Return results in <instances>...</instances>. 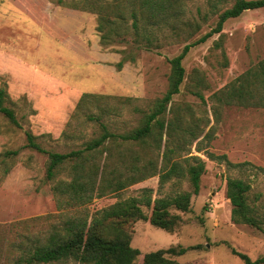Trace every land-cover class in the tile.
<instances>
[{"label":"rangeland","instance_id":"1","mask_svg":"<svg viewBox=\"0 0 264 264\" xmlns=\"http://www.w3.org/2000/svg\"><path fill=\"white\" fill-rule=\"evenodd\" d=\"M81 1L0 0V87L6 88L21 123V128L16 127L0 114V264H9L7 255L12 244L27 241L26 237L34 241L60 220L53 187L60 180H71V164L62 168L55 180L47 178L49 158L24 148L26 131L48 150L68 153L83 149L85 142L101 134L99 125L87 119L98 109L91 107L75 113L84 94L132 98L120 114L104 121L119 135L137 128L142 114L135 108L148 112L168 90L170 60L181 54L188 43L211 32L220 14L235 4V0H184L186 16L199 21L200 31L181 42L165 31L160 36L163 47L148 50L135 42L133 29L111 45L102 44L98 14L75 7ZM101 1L111 4L114 0ZM120 21L117 19L116 23ZM131 24L128 17L123 26L130 28ZM218 41L222 49L216 47ZM263 59L264 9L247 11L227 21L221 34L193 47L185 58L186 78L173 103L190 104L197 116L208 118L209 125L189 147L190 152H184L179 160L197 156L205 162L206 171L190 211L171 209V213L182 217L174 232L146 220L134 224L131 246L141 251L135 264H143L147 253L172 247L189 249L183 256L167 255L181 264H245L233 254V249L252 260L264 257V233L248 225L234 224L232 204L227 197L228 178L243 179L251 184L250 202L264 214V109L226 107L218 122L211 102L214 93ZM123 60V67L119 68ZM196 71L205 78V104L190 92ZM210 131L214 133L213 139L199 145ZM131 145L120 144L111 150L114 154L134 152L141 163L153 158L158 171L161 170L166 138L160 150ZM198 146L201 152L197 151ZM18 149L20 154L15 159L4 158L6 151ZM106 154L100 153L97 160L104 162ZM223 156L227 161L221 159ZM228 162L243 165L234 167ZM7 167L11 168L9 173ZM122 170L126 176V170ZM143 188L153 189V199L192 190L187 180L171 179L160 186L158 174L123 191L95 196L78 213L86 211L90 224L100 211L119 201L140 197ZM143 209L150 217L152 209Z\"/></svg>","mask_w":264,"mask_h":264},{"label":"trees","instance_id":"2","mask_svg":"<svg viewBox=\"0 0 264 264\" xmlns=\"http://www.w3.org/2000/svg\"><path fill=\"white\" fill-rule=\"evenodd\" d=\"M75 7L98 14V30L102 44L106 46L122 38L128 29L134 30L135 42L148 50L163 47L160 36L165 31L170 32L171 38L181 42L192 39L201 29L198 20L186 16L184 0H114L111 4H104L101 0H82ZM126 7L131 10H126ZM259 9H264V0H235L231 8L220 14L216 27L211 32L188 43L181 54L171 59L168 90L162 98L156 100L148 112L143 113L135 108L142 114L141 125L137 128L119 135L104 121L106 117L120 114L124 105L130 103L132 98L84 94L75 113L90 110L91 107L98 109L96 114H89L87 119L99 125L101 134L85 142L83 149L68 153L48 150L37 142L36 136L26 131L24 148L45 154L49 158L47 178L55 180L60 170L71 164V180H60L53 187L61 212L60 220L34 241L26 237L27 241L20 240L12 244L7 255L9 264H53L68 261L79 264H135L141 255L139 249L131 246L134 224L137 221H149L151 225L168 232H174L179 227L182 217L171 213V209L190 211L192 198L200 193L201 178L206 171L205 162L197 156L187 157L186 161L179 158L184 152H190L189 147L201 138L205 127L209 125L208 118L197 116L190 104L173 103L186 78L183 62L193 47L206 42L214 34H221L227 21L239 18L247 11ZM128 17L132 19L130 28L123 26ZM117 19L121 20L120 23H116ZM216 47L222 49L220 41L216 42ZM124 63L125 60L119 62V68ZM224 65L228 66L226 58ZM198 72L196 71L190 92L205 104L206 99L202 92L206 82ZM113 101L118 103H111ZM211 102L214 118L218 122L226 107L264 109V59L214 93ZM0 114L21 128L18 114L10 105L9 94L3 87H0ZM64 135L70 138L67 133ZM213 137V131L208 132L199 145ZM165 138L163 167L160 171L153 158L141 163L138 154L134 152L114 154L111 150V147L120 144H138L160 150ZM119 139L122 142H118ZM197 151L201 152L202 148L198 146ZM102 152L107 154L104 162H99L97 158ZM19 154L20 149L9 150L3 156L13 160ZM209 155L211 158L216 157ZM221 159L226 160V156ZM228 163L234 167L243 165ZM122 168L126 170V176ZM10 171L11 168L7 167L6 173ZM158 174L160 186L171 179L187 180L192 190L153 199V189L143 188L140 197L119 201L100 211L90 224L86 211L78 213L95 196L103 197L108 193L123 191ZM250 191L251 184L245 180L228 178L227 197L232 204V221L264 233V214L259 213L257 207L250 202ZM143 208L152 209L150 217ZM188 250L172 247L147 253L143 257V264H181L167 255L183 256ZM232 252L245 264H264V257L252 260L235 249Z\"/></svg>","mask_w":264,"mask_h":264},{"label":"bare ground","instance_id":"3","mask_svg":"<svg viewBox=\"0 0 264 264\" xmlns=\"http://www.w3.org/2000/svg\"><path fill=\"white\" fill-rule=\"evenodd\" d=\"M48 83V82H47Z\"/></svg>","mask_w":264,"mask_h":264}]
</instances>
